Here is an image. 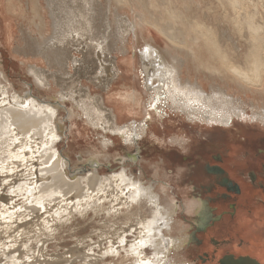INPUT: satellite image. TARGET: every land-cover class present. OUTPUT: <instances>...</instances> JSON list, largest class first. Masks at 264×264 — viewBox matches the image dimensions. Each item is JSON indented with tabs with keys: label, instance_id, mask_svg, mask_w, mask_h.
Listing matches in <instances>:
<instances>
[{
	"label": "bare ground",
	"instance_id": "bare-ground-1",
	"mask_svg": "<svg viewBox=\"0 0 264 264\" xmlns=\"http://www.w3.org/2000/svg\"><path fill=\"white\" fill-rule=\"evenodd\" d=\"M2 1L0 0V3ZM34 1V13L39 20L36 23L37 26L41 30L44 28L46 32L49 28L52 29L49 35H43L42 42L35 48L36 52L45 55L46 58L52 57L57 62H62L67 58L68 44L83 43L85 53L89 54V50L92 49L96 60H99L97 68L99 67L101 72H105L102 62L107 60L105 55L112 49L107 41L109 34L95 38V34L92 32V19L86 16L85 10H76L77 4H73L76 0H44L46 6H43V0ZM80 1L82 5L88 4V0ZM117 1L134 6L132 8L134 10L138 9L136 14L138 21H126L125 19L124 23H126L123 24L121 20H118L112 46H118L116 42H123L126 37L125 33H129V30L132 31L135 40L139 37L142 38L133 57L125 56L123 61L127 64V71L130 70V65L134 67L138 65L134 75L143 87V90L134 88V85L131 90L125 88L121 95L130 102L126 106L125 104H119V106L121 109L129 108V110L136 111L137 115L141 111L142 115L132 120L131 123L120 125L117 116H114L112 111L110 112L102 103H99L98 98L92 97L89 90L84 91L83 95H80L79 92H76L75 95L67 90L63 92L64 87L62 86L59 96L60 99L64 100L68 97L75 102L89 123L100 126L106 131L114 132L116 139H121L125 144L123 155L130 156L129 158L133 160L139 158L140 139L147 131L154 130L150 127L148 120L151 121L156 115L160 116L163 112L166 113V109L196 125L200 123L230 127L235 120L256 121L264 125V7H261L262 12L255 8V4H253L254 8L251 7L254 0L253 2L251 0ZM210 22L216 24V28H220L221 35L219 34L217 37L216 43L207 36V32L214 27L209 24ZM149 27L154 28L164 38L168 48L166 53L156 45L158 36H151L152 40L144 37V30L150 31ZM199 28H204L205 32ZM123 33L125 37H123ZM92 40H95V43H91ZM225 40H230L231 52L227 53L222 49L224 45L222 41ZM118 48L122 49L121 46ZM108 61L114 64L112 59H108ZM81 68L82 65L78 64L75 72H79ZM31 72L39 83L51 85L52 82L48 78L50 75L48 76L35 68ZM51 76L54 84L58 85L57 76ZM124 77L126 78V76ZM212 79L214 81L220 79L223 83L222 85L209 84L208 91L206 85ZM148 80H152L154 83L148 84ZM10 89L5 85H0V103L6 102L4 105L0 104V168L13 171L21 166H29L27 169L21 170V174H16L17 177L12 178L8 187H13L12 191L17 195H25L26 200L40 205L39 207L29 206L31 209L33 208L37 218L44 217L40 213L41 207L46 209L49 202L53 200L59 199L54 206L59 205L61 201H75L73 207L77 205L91 207L96 213L101 211L104 213L107 227V231H105L106 234H110L108 237H111L107 241L106 252L116 253L119 257L118 264H135L137 258L149 259L152 264H191L187 260H177L176 258L178 252L188 244V230L191 222L189 221V225H185V223H179L176 220L179 204L170 199L165 200L170 197H167L163 185L156 188L155 180L145 181L141 171L139 175L135 176L126 168H121L117 173L105 175H101L98 170L91 174H84V171L80 170L77 172L78 176L74 180H70L65 169V161L55 148L56 143L54 144L55 137L60 130L55 120V108L51 104H40L39 100L29 97L31 94L28 92L18 94ZM248 92L253 95L257 104H253V99L249 100L251 97H246ZM153 96H158L167 103L151 100L152 103L158 105L156 109H152L149 107V102ZM246 101L253 104L251 113L247 110ZM141 104H143V113L147 115L145 118H143L142 109L139 111L135 109V105ZM250 134L253 133L247 132L246 137ZM20 135H22L21 138L17 137ZM171 141L183 144L185 135L172 138ZM103 145L108 148L107 141H104ZM133 150L136 151L134 155L131 154ZM237 150V144L232 145L227 155L228 158L232 153L235 156ZM37 151L41 154L36 158H41V161L33 160L34 153ZM238 164L243 166L245 160L238 159ZM199 167L202 174L205 175L204 164L201 163ZM40 172L45 173L39 174ZM8 173L0 176V185L4 179L11 176ZM34 175L36 178L38 176V179L28 178V176ZM39 180L41 181L40 185H33ZM195 187L197 188V186ZM90 188L91 192H88ZM244 189L240 199L247 206H251L252 211L248 213L247 206L241 207L234 223L231 224L229 218L225 216V220L212 228L210 233L218 234L217 228L222 225L225 228H232V231H236V236L239 235L251 242L247 246L230 247L241 252L251 253L264 260V242L256 236L257 233L264 231V219H260L264 218V206L252 200L255 193L261 194L262 198V192L250 189L248 184H244ZM68 192L73 193L66 196ZM56 194L66 197L61 198V196H55ZM162 194H166L164 199ZM8 199L9 197L5 195L0 197V200ZM100 200L103 203H98ZM199 201L193 199L189 204L190 213L195 214L198 211L200 204L202 205V203L199 204ZM112 208H115L116 211L112 212ZM6 211L7 208L0 207V213ZM40 222L45 226L44 221ZM128 235L132 238L128 239ZM5 238L4 234L0 235L2 244H5ZM121 238H123V244L120 243ZM138 241H142L143 245ZM114 243L119 244L116 250L112 249ZM149 244H151V248L146 247ZM205 247L210 249L211 245L206 242ZM10 251L3 252V259L7 256L14 257L8 255ZM28 251L29 248L20 253L26 256ZM78 255L79 257L82 255L81 257L84 259L88 254L82 251L81 255ZM157 257L162 259H157ZM3 259H0V262H3ZM59 260L61 261V259ZM239 261L245 264H257L249 257H241ZM10 262L15 264L14 261ZM23 263L25 264V262ZM48 264L55 263L49 262ZM206 264L217 263L208 262Z\"/></svg>",
	"mask_w": 264,
	"mask_h": 264
},
{
	"label": "rangeland",
	"instance_id": "rangeland-1",
	"mask_svg": "<svg viewBox=\"0 0 264 264\" xmlns=\"http://www.w3.org/2000/svg\"><path fill=\"white\" fill-rule=\"evenodd\" d=\"M251 1L253 2V0ZM256 1L258 4H256ZM42 3L43 6H46L44 0ZM81 3L80 0H76L73 4L78 5H76V10H85L86 16L92 19V32H94L95 38L109 34L107 41H109L112 49L106 54L108 57L105 55L107 60L102 62L106 73L101 72L99 67L97 68L99 60H96L92 49L89 50V54L88 52L85 53L83 43L79 45L68 44L67 58L62 62H57L52 57L46 58L45 55L37 53L35 48L42 42L43 35H49L52 29L49 28L46 32L44 28L41 30L37 26L36 23L39 20L34 13L35 1L3 0L0 3V81H2L0 85H5L9 89L11 87L10 90L14 93L24 94L28 92L31 94L29 97L39 100L40 104H51L55 108V120L60 130L55 137L54 144L56 143L55 148L65 161V169L70 180H74L80 170H83L84 174H91L98 170L101 175H105L107 173H117L121 168H126L135 176L139 175L141 171L145 181L151 182L155 180L156 188L163 185L162 187L167 193V197L170 198H165L166 194H162V198H165V200L170 199L179 204L176 220L179 223L182 222L185 225H189L187 219H191L193 214L190 213L191 207H189V204L194 199V186L198 188L200 183L206 182V177L202 174L199 167L201 163L204 164V162L210 160L211 154L223 152L226 148L230 149L234 144H237L238 149L237 154L234 156L232 153L230 157L234 162H238V158L242 157L245 152L253 153L256 148L264 147V125L256 121L236 120L230 127L200 123L196 125L183 119L177 113L166 109V113L163 112L160 116L156 115L153 120H148L154 132L149 130V127V131L140 139V159L133 160L129 158L130 156L123 155L125 144L121 139H116L114 132L106 131L100 126L89 123L75 102L68 97L64 100L60 99L59 92L62 86L64 87L63 92L67 90L75 95L77 94L76 92L83 95L84 91L89 90L92 97L98 98L99 103H102L106 109H109L110 112L112 111L111 113L114 116H117L120 125L131 123L132 120L142 115L141 111L137 115L135 114L136 111L129 110V108L121 109L119 106V104H125L126 106L130 102L121 95L125 88L131 90L134 85V88L143 90L141 82L134 75L138 65H135L136 67L130 65V70L127 71V64L123 61L125 56L133 57L134 51H137L142 42V38L139 37L135 40L132 31L129 30V33L124 32L126 37L123 33V37H125L123 42H116V45L121 46L122 49L118 48V46H112L118 20H121L123 24L126 23H124L125 19L126 21L137 22L138 17L136 14L138 9L134 10L132 9L134 6L125 2H118L117 0H88L86 5ZM253 4H255V8L262 12L264 0H254L251 6L254 8ZM92 13L94 14L92 15ZM45 14L48 15L47 13ZM209 24L214 27L207 32V36L212 42L216 43L217 37L219 34L221 35L219 32L220 28H216V24L213 22ZM149 30L151 32L147 29L144 30V37L152 40L151 36H158L156 45L166 53L168 48L164 38L154 28L149 27ZM199 30L205 32L204 28H199ZM217 42L220 43L221 41ZM91 43H95V40H92ZM222 44H224L222 49L226 50L227 53L232 51L230 40L222 41ZM108 59H112L114 64H111L112 62L108 61ZM78 64L79 66L82 65V68L79 72H75ZM111 66L112 72L110 71ZM33 68L43 71L48 76L50 75L48 78L52 82L51 85L41 84L36 81L31 72ZM192 70L194 69L192 68ZM51 75L57 76L58 85L54 84ZM99 77L101 78L99 79ZM222 83L220 79L216 81L212 79L209 80L206 88L209 91V84L222 85ZM246 97H251L249 100L253 99V95L250 92L246 94ZM86 100L89 101V99ZM246 102L247 110L251 113L253 104H257V101L253 99V104L249 101ZM4 103L6 102H1L0 104L4 105ZM135 106L137 111L142 109L143 113V104ZM145 115L143 118L147 116ZM247 132L253 134H250L251 136L249 135L245 139ZM184 135L185 142L183 144L171 141L172 138ZM17 137L21 138L22 135ZM35 137L37 136L35 135ZM104 141L108 142V148L103 145ZM135 153V150L131 152L133 155ZM40 154L41 152H35L33 160L41 161V158H36ZM28 167L21 166L16 168L15 171L0 168V176L10 172L8 174H11V176L7 179L11 181L12 178L17 177L16 174H21V170ZM44 173L40 172L39 174ZM39 174L37 175L39 176ZM38 176L37 178L35 175L28 176V178L34 180L38 179ZM40 182V180L36 181L33 185H40ZM12 189L13 187L0 185V197L8 196L7 193L12 192ZM88 192H91V188L90 190L88 189ZM72 193L68 192L66 196H70ZM55 196L66 197H63L62 194H56ZM254 196L260 197L261 194L255 193ZM25 197V195H17V193L14 198L12 197V200L17 201L15 207L23 209L22 212L12 211L7 205L4 206V208H7L4 213L10 212L11 214L5 215L4 219L0 220V235L4 234L6 236L5 233L10 232L11 235H7L4 241L7 240L17 245L20 249L19 252L25 249L23 247L24 244H28L27 248H29V251L26 256L29 259L27 261L20 257L19 259H14L19 254L13 252L12 256L14 257L7 256L0 264H12L10 261H14L15 264H24L23 262L25 264L27 262L28 264L32 262L35 264H48L49 262H54L55 264H118V255L106 252L107 241L111 237H108L110 234H106L107 227L102 211L96 213L91 207L80 205L73 207L75 201L70 200L61 201L59 205L54 206L59 201V199H56L49 202L46 207L49 211H46L45 207H43V211H40L44 217L37 218L33 208L31 209L30 207L32 205L39 207L40 205L34 204V202L29 204ZM27 216H31L32 219L27 220L25 218ZM69 220H71V223H68ZM40 221H44L45 226L41 225ZM17 232L22 234L17 235ZM127 238L131 239L132 237L129 236ZM22 239L27 240L24 241ZM94 244L98 245V247H93ZM186 246L176 255L177 260H187L191 264H198L199 261H195L197 260L195 248L188 244ZM118 247L119 244L114 243L112 249L116 250ZM9 250L11 249L7 247V244H2L0 241V258L4 257V251L8 252ZM82 251L88 254L85 257L86 259L81 257ZM78 254L81 256L79 257ZM37 258L38 260H36Z\"/></svg>",
	"mask_w": 264,
	"mask_h": 264
},
{
	"label": "flooded vegetation",
	"instance_id": "flooded-vegetation-1",
	"mask_svg": "<svg viewBox=\"0 0 264 264\" xmlns=\"http://www.w3.org/2000/svg\"><path fill=\"white\" fill-rule=\"evenodd\" d=\"M229 151L230 149L226 148L223 152L213 153L211 154V159L204 162L205 175L206 177L209 175L208 177L210 178L207 177L205 179L206 183H200L198 189L194 186L196 191L193 189L194 199H198V201L201 199L199 204L202 203V205L200 204L198 211L192 214V220L187 219L191 222L188 230V235L190 236H188V245L196 248L197 260L195 261H199L202 264L208 262L245 264L239 261L241 257H249L257 264H264V260L259 257L230 247L247 246L251 242L248 239L239 237V235L236 236V231H232V228H225L222 225L217 228L218 234L210 233L212 228L225 220V216L229 218L231 224L234 223L238 210L247 206L240 199L245 191L244 184H248L250 189L262 192V198L253 196L252 200L264 206V147L256 148L253 153L245 152L242 154L243 156L238 159L245 160L243 166L227 157ZM199 191L201 192L199 193ZM246 209L248 213L252 211L251 206H247ZM259 233L256 236L264 242V231ZM206 242L211 245L210 249L204 248Z\"/></svg>",
	"mask_w": 264,
	"mask_h": 264
},
{
	"label": "snow or ice",
	"instance_id": "snow-or-ice-1",
	"mask_svg": "<svg viewBox=\"0 0 264 264\" xmlns=\"http://www.w3.org/2000/svg\"><path fill=\"white\" fill-rule=\"evenodd\" d=\"M147 83H148V84H153L154 81H152V80H148ZM151 100H157V101H159L160 103H167L166 101L162 100L160 97H158V96H153V97L150 98V102H149V107L152 108V109H156L158 105H157V103H152ZM24 106L26 107L27 105H24ZM13 171H15V169H13ZM2 184H3V186H9V185H10V181H9V179H4L3 182H2ZM5 190H6V189H5ZM7 195H8V197H9V199H8V200H0V207H3V206H5V205H7L12 211H21V212H22L23 209H18V208L15 207V205L17 204V201L11 199V197L16 196V193H15L14 191H12V192H8ZM27 202H28L29 204L32 203L31 200H28ZM99 203H103V201H99ZM41 211H43V208H42V207H41ZM111 211H112V212H115L116 209H115V208H112ZM10 214H11L10 212H8V213H0V220L4 219V216H5V215H10ZM25 218H26L27 220H31V219H32L31 216H27V217H25ZM68 223H71V220H69ZM20 234H22V233L17 232V235H20ZM5 235H6V236H7V235H11V233H7V232H6ZM5 243L7 244V247H8L9 249H11V251L8 253V255H12L13 252H16V253H18L19 255H18L17 257H14V259H19V257H21V256H22L23 259L26 260V261L29 259L28 256H25L23 253H20V252H19V248H18L17 245L12 244V243L8 242L7 240H5ZM120 243H121V244L124 243L123 238H121ZM138 243H141V244L143 245V242H142V241H138ZM23 247H24L25 250H26L27 247H28V244H24ZM93 247H98V245H95V244H94ZM146 247L151 248V244L147 245ZM0 259H3V258H0ZM157 259H162V258H161V257H157ZM135 264H152V261L149 260V259H146V258H145V259H139V258H137Z\"/></svg>",
	"mask_w": 264,
	"mask_h": 264
}]
</instances>
